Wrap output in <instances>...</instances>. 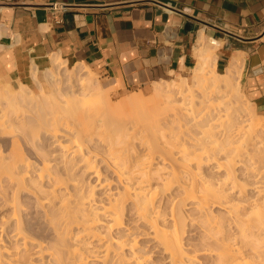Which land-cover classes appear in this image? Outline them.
<instances>
[{
  "label": "bare ground",
  "instance_id": "obj_1",
  "mask_svg": "<svg viewBox=\"0 0 264 264\" xmlns=\"http://www.w3.org/2000/svg\"><path fill=\"white\" fill-rule=\"evenodd\" d=\"M207 47L200 52L215 56ZM214 59L194 70L218 98L198 102L185 81L159 83L154 102H124L154 108L144 118L113 105L87 66L61 58L44 71L49 90L11 89L7 105L17 106L0 110L11 144L0 148V208L16 243L0 235V264H159L138 240L141 227L165 264H264V116L235 99L238 60L218 74ZM25 198L44 228L29 226ZM187 205L200 229L193 248Z\"/></svg>",
  "mask_w": 264,
  "mask_h": 264
},
{
  "label": "crops",
  "instance_id": "obj_2",
  "mask_svg": "<svg viewBox=\"0 0 264 264\" xmlns=\"http://www.w3.org/2000/svg\"><path fill=\"white\" fill-rule=\"evenodd\" d=\"M54 58L125 88L191 76L206 58L225 74L238 60L264 116V0H0V73L34 82Z\"/></svg>",
  "mask_w": 264,
  "mask_h": 264
},
{
  "label": "rangeland",
  "instance_id": "obj_3",
  "mask_svg": "<svg viewBox=\"0 0 264 264\" xmlns=\"http://www.w3.org/2000/svg\"><path fill=\"white\" fill-rule=\"evenodd\" d=\"M63 63L67 66V64L65 62H63ZM80 66H82V65H80ZM67 67L70 68L73 66H67ZM210 69L211 68H208L206 70V73L208 74L206 76H210V74L212 73V70H210ZM192 70H193V75H191V76H190V70L188 69V70H185L184 72H181V73H173L171 76H169L165 80H161V81H157V82L155 81V82H151V83L144 85V86H136L133 88H125V87H120L118 85H116V86L111 85L109 81L103 79L100 75H98L93 70L92 71H93V74H94L96 80L100 83V85L104 88V90L108 94L110 93L109 97L112 98V99L111 98L110 99H111V102L113 105H117V104L121 103L124 106L123 111H125L127 113H131L133 115H137L140 118H144V117H148L149 115L155 113L154 108L146 109L142 106L138 107L137 105L132 106L129 104H128V106H126V105H124V102H126L128 99H130L132 97H142L145 100L154 102L157 99L155 96V93H152V92H154V87L156 86V84L157 85L159 83L162 84L163 82H166V81L171 82L174 80L177 83H183L185 81L189 85V87H191L192 89L195 90L194 91L195 93L194 92L193 93H194V95L196 94L195 99L198 102L201 101L202 96H204L205 93H206L205 97L213 96V98H218V96L220 94H218L217 92H212V90L209 88L206 91L203 89L201 91L200 87L203 83H200V80L198 79L199 78L198 75H200V73L195 72L194 68ZM217 71L221 74L224 73V69H217ZM0 75H2V76H0V88H1V91H0V110L2 108H8L10 111H12L14 109V107L17 106L15 104L8 106L6 101H7V97L10 96L9 92L11 89L16 88L17 91H19V92L24 90L22 88V86H20V85H22V83H24L26 85L28 90L33 91L37 95H39L41 93V87L46 89V90H49L51 88L48 80L46 79L45 72L38 73L37 81L34 80V82H32V81L22 82L14 76L1 74V73H0ZM237 82L240 84V88H239L240 91L238 92L240 96L237 95V97H239V99L237 97H235V99L238 100L237 103H240V104L242 103L245 108L249 109L251 112L256 113L253 109L254 106H253L250 98L246 95V93L244 92V90L241 87L240 76H239V79H237ZM153 84H155V85H153ZM209 90H210V92H207ZM236 93L237 92L235 91V96H236ZM207 94H209V95H207ZM233 94H234V91H233ZM243 94H244V96H243ZM196 96H197V98H196ZM208 97L206 99H208ZM153 102H151L150 105H152ZM244 102H248V103L245 104ZM28 104H30V103L28 102ZM207 104L208 103H206L205 105H207ZM247 104L249 106H246ZM10 114H12V112ZM1 115H2V113H1ZM258 116L263 117L261 114H259ZM260 120H262V119H260ZM0 148L4 154L10 152L11 144H10L8 138H1L0 137ZM24 153H25V156L30 155V157L32 158V161L34 160V158L32 156L33 154L29 148H24ZM83 179H84L85 183H87L86 178L84 177ZM87 179H89V178H87ZM90 182L92 183L91 179H90ZM90 182L88 181V184H90ZM94 190H95V188H94ZM101 191L102 190H100L99 187H96V190H95L96 196H97V194L101 193ZM1 201L2 200L0 199V203H1ZM23 203H24V208L31 209V214L29 215V220H28L29 226H31V228H33V230L42 229V227L44 226V223L40 222V219L37 220L39 217L37 218L36 215H38L39 212H37L38 209L35 208L34 202L30 199L27 200L25 198V199H23ZM183 211H184L185 217L187 218V220H186L187 232L185 233V236H184L185 246H186V248H189V247L193 248V246H195V243H197V241H198V237L200 235V229L195 223V220H194L195 215H194V212H192V210L190 209V205L184 206ZM3 213H6V210L3 208H0V235L2 234V239L4 242L6 241L7 243H11L12 245L13 244L15 245L16 240L13 237L14 232H9V231L13 230L15 222L12 221L9 224V223L2 221L1 216L3 215ZM3 223H4V225H3ZM144 231H145L144 228L141 227L139 232H137V233L141 234V237L138 238L139 242L141 244L143 243V245L145 244V247H147L146 250L152 251V256H151L152 261L157 262L159 264H165L166 261L164 262L162 260L163 259L162 254L160 255L159 250L157 248H154V245L152 244V242L147 241V240H150V238L146 237ZM8 239H10V240H8ZM199 257L201 259H206V256H204V255L203 256L201 255ZM37 258H35V259H37ZM38 259H40V258H38ZM39 261L40 260H38L37 262H39ZM1 264H8V263L2 261ZM39 264H41V261L39 262Z\"/></svg>",
  "mask_w": 264,
  "mask_h": 264
}]
</instances>
